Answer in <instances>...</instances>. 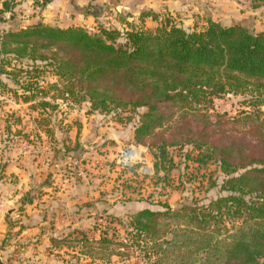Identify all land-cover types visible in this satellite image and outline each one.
I'll return each instance as SVG.
<instances>
[{"label": "rangeland", "instance_id": "1", "mask_svg": "<svg viewBox=\"0 0 264 264\" xmlns=\"http://www.w3.org/2000/svg\"><path fill=\"white\" fill-rule=\"evenodd\" d=\"M3 1L0 256L6 264H150L145 255L155 252V246L133 239L132 215L144 208L164 210L165 205L173 210L207 205L228 194L221 188L225 174L212 145L242 136L244 123L237 119L255 109L251 89L213 97L202 107L205 117L180 105H163L167 119L138 141L135 131L146 107L104 111L73 98L65 79L46 64L50 60L17 56L4 39L32 21L83 27L93 34L104 28L125 31L128 22L155 28L159 22L152 17L141 19L148 10L160 19L170 16L188 30L216 19L264 31V3L237 0L241 8L230 10L234 3L219 0H53L44 8L35 0H11L6 8ZM127 149L132 153L125 162ZM162 150L167 158L159 159ZM144 166L153 171L144 173ZM105 235L118 240L108 243V250L99 241ZM163 237L161 241L171 240L173 233ZM167 246L164 240L162 247ZM179 251H169L160 264H179Z\"/></svg>", "mask_w": 264, "mask_h": 264}, {"label": "trees", "instance_id": "2", "mask_svg": "<svg viewBox=\"0 0 264 264\" xmlns=\"http://www.w3.org/2000/svg\"><path fill=\"white\" fill-rule=\"evenodd\" d=\"M53 0H35L40 8ZM264 3V0H259ZM11 0H4L6 8ZM260 6L259 4L254 5ZM155 28L127 23L125 31L83 27L61 28L32 21L9 31L4 44L12 52L34 60H50L66 81L70 96L89 101L104 111L146 107L135 136L151 135L167 119L161 106L172 104L201 116L205 103L229 91L251 93L254 111L237 119L244 123L241 137L212 145L215 161L225 174L222 190L228 194L207 205L185 204L176 210L144 208L132 215L134 240L152 241L150 264H160L176 252L179 264L264 263V31L243 24L208 20L202 29H186L170 16L160 19L153 10ZM202 117V118H203ZM199 157L203 160L202 147ZM161 157L167 158L162 150ZM208 157H212L208 155ZM157 171L162 167L155 163ZM108 231L109 228H106ZM135 230V231H134ZM172 232L163 248L164 234ZM108 233V232H107ZM103 236L102 249L117 239Z\"/></svg>", "mask_w": 264, "mask_h": 264}, {"label": "built area", "instance_id": "3", "mask_svg": "<svg viewBox=\"0 0 264 264\" xmlns=\"http://www.w3.org/2000/svg\"><path fill=\"white\" fill-rule=\"evenodd\" d=\"M129 150L128 152H125V154L123 155V159L125 162L128 161V157L131 155L132 152H130V149H127ZM141 156V155H140ZM142 170H144L143 172L144 173H151L153 171L152 167H149V166H144L142 167Z\"/></svg>", "mask_w": 264, "mask_h": 264}, {"label": "crops", "instance_id": "4", "mask_svg": "<svg viewBox=\"0 0 264 264\" xmlns=\"http://www.w3.org/2000/svg\"><path fill=\"white\" fill-rule=\"evenodd\" d=\"M211 1H213V0H211ZM219 2H220V4H223L224 2H228V3H230V2H232V3H234V4H231V6H230V10H234V8L236 9V8H241V4H240V2L238 1L237 2V0H219ZM241 2H243V1H241ZM214 21H217L216 19H214ZM217 22H220V21H217Z\"/></svg>", "mask_w": 264, "mask_h": 264}, {"label": "water", "instance_id": "5", "mask_svg": "<svg viewBox=\"0 0 264 264\" xmlns=\"http://www.w3.org/2000/svg\"><path fill=\"white\" fill-rule=\"evenodd\" d=\"M0 264H6V262L2 259L1 256H0Z\"/></svg>", "mask_w": 264, "mask_h": 264}]
</instances>
